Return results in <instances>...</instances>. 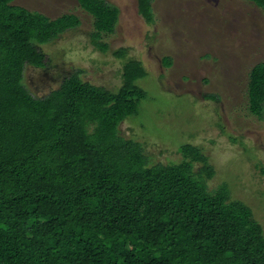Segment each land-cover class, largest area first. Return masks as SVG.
<instances>
[{
	"label": "trees",
	"instance_id": "trees-1",
	"mask_svg": "<svg viewBox=\"0 0 264 264\" xmlns=\"http://www.w3.org/2000/svg\"><path fill=\"white\" fill-rule=\"evenodd\" d=\"M12 2L0 0V264H264L261 225L226 183L209 189L215 169L199 147L181 145L178 163L152 165L142 144L120 135L147 98L139 61L124 62L115 92L76 72L43 97L29 93L25 68L47 65L39 47L79 21ZM77 2L94 20L91 45L106 52L100 33L113 32L117 7ZM151 2L136 0L148 24ZM246 97L262 119L264 62L250 69Z\"/></svg>",
	"mask_w": 264,
	"mask_h": 264
},
{
	"label": "rangeland",
	"instance_id": "rangeland-1",
	"mask_svg": "<svg viewBox=\"0 0 264 264\" xmlns=\"http://www.w3.org/2000/svg\"><path fill=\"white\" fill-rule=\"evenodd\" d=\"M104 1L117 7L118 19L112 33H100L108 47L102 53L90 43L94 20L77 0H13L49 20L71 15L79 21L39 47L47 65L25 68L29 93L43 97L76 72L115 92L124 62L139 61L146 75L136 84L147 98L119 125L120 135L142 144L152 165L178 163L181 145L199 147L215 169L209 189L226 183L230 198L251 208L264 236V117L251 114L246 97L250 69L264 62V8L247 0H152L148 24L136 0ZM119 49L125 58L114 57Z\"/></svg>",
	"mask_w": 264,
	"mask_h": 264
}]
</instances>
